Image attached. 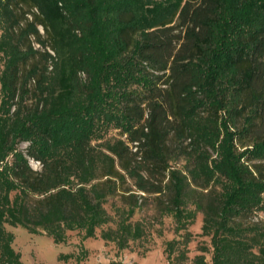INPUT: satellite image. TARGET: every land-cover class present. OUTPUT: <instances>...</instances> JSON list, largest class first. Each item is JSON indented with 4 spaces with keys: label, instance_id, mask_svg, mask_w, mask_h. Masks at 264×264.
<instances>
[{
    "label": "trees",
    "instance_id": "trees-1",
    "mask_svg": "<svg viewBox=\"0 0 264 264\" xmlns=\"http://www.w3.org/2000/svg\"><path fill=\"white\" fill-rule=\"evenodd\" d=\"M147 196L191 264H264V0H0V264L7 227L126 249Z\"/></svg>",
    "mask_w": 264,
    "mask_h": 264
},
{
    "label": "rangeland",
    "instance_id": "rangeland-1",
    "mask_svg": "<svg viewBox=\"0 0 264 264\" xmlns=\"http://www.w3.org/2000/svg\"><path fill=\"white\" fill-rule=\"evenodd\" d=\"M39 30L43 35L42 29ZM33 47L39 49L35 43ZM25 147L26 144L20 145L21 149ZM30 164L33 170H39L40 166L36 162L31 161ZM126 182L127 187L134 191L132 181L127 179ZM161 200L164 201V198ZM141 202L139 201L142 207L136 210L131 221L141 222L145 234L141 239L130 242L123 250H119L112 242L103 241L99 230L95 238L85 240L82 239V233L69 232L64 244H54L51 238L43 234H29L22 228L7 227V230L14 235L12 247L20 254L23 264H169L167 243L172 240L182 242L186 231L190 233L191 238L186 245L187 259L182 264H191V260L201 254V248H209V238L201 235L200 213L186 231H177L173 218L161 213L153 196H147L145 201ZM116 207H124L119 197L110 199L106 204V209L111 215H114ZM257 218L263 219V215L259 214ZM178 247L182 248L181 245ZM59 255H72V258L66 262L59 261ZM173 256L170 264H179ZM205 257L207 261L210 260V254L206 253Z\"/></svg>",
    "mask_w": 264,
    "mask_h": 264
}]
</instances>
